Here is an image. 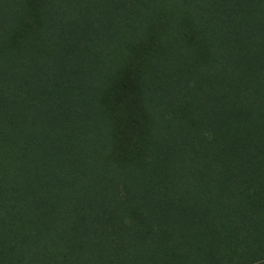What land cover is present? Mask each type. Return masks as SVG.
<instances>
[{"label": "trees", "instance_id": "16d2710c", "mask_svg": "<svg viewBox=\"0 0 264 264\" xmlns=\"http://www.w3.org/2000/svg\"><path fill=\"white\" fill-rule=\"evenodd\" d=\"M0 264H264V0H0Z\"/></svg>", "mask_w": 264, "mask_h": 264}]
</instances>
